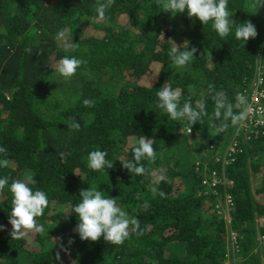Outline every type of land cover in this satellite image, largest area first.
Here are the masks:
<instances>
[{
    "label": "trees",
    "instance_id": "obj_1",
    "mask_svg": "<svg viewBox=\"0 0 264 264\" xmlns=\"http://www.w3.org/2000/svg\"><path fill=\"white\" fill-rule=\"evenodd\" d=\"M99 2L0 0V147L7 149L0 159L9 161L0 167V178L9 177L10 185L32 176L37 184L30 187L49 199L37 218L46 231L36 233L37 248L31 250L23 239L13 240L4 226L9 224L11 193L8 186L0 192V264H224L226 255L241 259L237 264H264V258L252 252L258 240L251 223L253 213L264 217V125L249 126L248 137L242 139L229 121L217 134L211 126L214 102L210 95H201L212 85L233 102L242 93L250 103L257 77L253 69L264 61V7L254 15L250 0H228L232 19L250 21L257 30L243 45L234 31L221 39L211 22L203 25L186 13L173 17L156 0H115L104 19L96 13ZM120 14L135 31L114 25ZM167 26L173 28L167 33L179 34L178 46L188 41L189 50L197 49L182 69L168 57L169 37L158 38ZM83 27L100 30L102 36H81ZM61 29L71 34L74 48L57 45L55 34ZM66 56L85 61L71 80L55 71ZM151 61L160 63L153 86L123 79V71L138 78ZM261 76L264 95V73ZM162 82L182 91L181 103L189 96L194 107L206 101L207 114L192 126L191 134L184 131L187 121L168 119L156 107ZM85 99L94 106L86 107ZM72 120L80 124L79 131L69 130ZM141 135L155 140L157 153L154 163L143 162L150 169L143 176L120 164L133 155L131 147L123 151L126 139ZM195 135L200 142L187 144ZM233 135L234 150H225ZM93 150L106 152L113 168L91 171L87 157ZM155 176L162 178L157 186L163 198L150 191ZM213 178L218 180L214 184ZM87 188L115 198L130 218L139 220L142 234L131 233L119 246L103 237L82 241L74 231L76 215L65 213ZM144 201L150 204L147 211L141 207ZM220 211L229 214L227 221ZM256 230L264 237V223ZM231 238L225 250V239ZM65 253L72 261L55 258Z\"/></svg>",
    "mask_w": 264,
    "mask_h": 264
},
{
    "label": "clouds",
    "instance_id": "obj_2",
    "mask_svg": "<svg viewBox=\"0 0 264 264\" xmlns=\"http://www.w3.org/2000/svg\"><path fill=\"white\" fill-rule=\"evenodd\" d=\"M114 2L115 0L99 2L96 8L98 18H106L105 14ZM156 2L162 11L170 13L173 17L178 13H186L189 18H197L203 25L211 22L213 30L221 39L227 38L229 33L234 31L235 38L242 41L244 45L258 34L254 24L250 21L238 23L232 19L233 14L228 10V0H156ZM248 7L255 15L260 7H264V0H250ZM55 39L62 42L67 48L75 47L71 42V34L65 29L59 30L55 34ZM173 45L168 52V57L175 68L182 69L192 62L197 49L193 47L189 50L188 41L180 46L173 42ZM26 51L31 52V49H26ZM256 53L261 56L259 52ZM83 63L85 61L75 56H66L58 61L55 71L64 80H71ZM158 74L159 72H156L153 79ZM206 94L210 95L214 102L211 126L217 134L223 133L229 127V121L232 127L239 130L252 111V106L242 93H237L233 102L225 92H217L212 85H209L207 93L201 95ZM156 96V107L163 110L168 119L187 121L189 134L192 132V126L202 123L203 117L207 114L205 100L198 101L194 107L192 98L189 96L181 103L182 91L172 88L171 85L161 86ZM94 103L90 99L83 101L86 107H93ZM68 128L72 131H79L80 124L72 120ZM154 142L155 140L142 135L138 139L131 140L132 158L120 160L121 166L131 174L148 175L150 169L146 168L143 162L147 161L149 164L155 162L157 153L153 148ZM6 153L7 149L0 147V154L6 155ZM60 155L63 159L64 154ZM106 156L107 153L100 150L89 152L87 167L93 172L113 168V162L107 160ZM8 165V159H0V167ZM161 179L160 176H155V183L150 185V191L154 197L158 195L163 198L165 196V193L157 186ZM8 181L9 177L7 176L0 178V192H3L8 186L11 193V209L8 218V223L11 225L9 233L11 238L20 240L32 232L44 234L46 230L42 224L37 223V218L42 216L44 210L49 206L47 194L38 188L33 190V187H30V185L37 184L32 176L26 177L25 180L16 179L10 185H8ZM79 197L80 202L73 205L71 211L65 214L74 213L76 215L78 223L74 231L79 234L82 241L95 242L103 237L105 242L119 246L124 244L131 233L142 234L139 220L130 218L128 213L118 205L115 198L105 197L101 191L89 188L81 189ZM226 199L230 200L227 194H225ZM141 207L147 211L150 204L144 201ZM2 228L3 226L0 225V229ZM55 258L59 260V254Z\"/></svg>",
    "mask_w": 264,
    "mask_h": 264
},
{
    "label": "rangeland",
    "instance_id": "obj_3",
    "mask_svg": "<svg viewBox=\"0 0 264 264\" xmlns=\"http://www.w3.org/2000/svg\"><path fill=\"white\" fill-rule=\"evenodd\" d=\"M115 24L114 25H119L121 27H125L131 31H135V29H133L129 24H128V21H127V16H125L124 14H120V15H116V17L114 18V21ZM166 27V26H165ZM168 28L166 30H164L165 32L162 34L159 35V40H164L167 39L166 37H169V40L170 41V46L173 47V42L178 46V41L177 39H179V34L176 32L175 34H171V33H167L168 29H173L171 26H167ZM163 31V30H162ZM138 32V31H137ZM90 33H94L96 35L97 38H99L100 36H102V31L98 30V31H92L90 27H83L82 28V35L81 36H85L87 34H90ZM173 33V31H172ZM57 45L58 46H62L64 48H67L65 47V45L62 43V42H59L57 41ZM72 42V40H71ZM141 47H139L138 49H140ZM69 49V48H67ZM159 67H160V63L159 62H151V65L149 64L148 65V69L142 74L140 75L138 78H135V76L133 75H129L128 72L126 71H123V79H128L130 81L132 80H136V82H138L140 85H143V86H147V87H150V82H151V86H153L157 80V76L153 79V76L156 72L159 71ZM256 73V75H262V73H264V61L262 59V61L260 63L257 64V66L254 67L253 69V74ZM125 75V76H124ZM126 77V78H125ZM119 81L116 83V84H120L121 83V79L118 78ZM169 83V82H168ZM77 85H79L78 83H76ZM165 85L164 82H162L161 86ZM178 87H175L174 89H177ZM179 89V88H178ZM251 95H254V93H252ZM250 103H251V98H250ZM247 127L246 126H240L239 127V130H237V128H235V131L234 133H236L235 136L238 135V133L241 135L242 139H246L248 137V134L247 132L245 131ZM188 128H184V131L185 133L188 134V131H187ZM230 129V128H229ZM234 135L232 137H229L227 140H226V145L224 147L225 150H231L232 147H233V143H237L235 140L236 137ZM195 139L194 141H190L188 142L187 144H190L192 145L193 144H196V143H199L200 142V139L197 135H195ZM135 138H127L126 139V142L125 144L123 145V151L125 152L129 147H130V141L133 140ZM232 140V141H231ZM193 146V145H192ZM224 150V151H225ZM123 151L119 153L120 157H123ZM203 152H201L200 154H202ZM76 173H79L78 171ZM228 180V179H226ZM181 181V179H180ZM182 186V184H181ZM228 202V201H226ZM220 215L223 217V219H225V221L228 220V215L229 214H226L225 212H222L220 211ZM230 218V216H229ZM252 227L254 228V232H255V240H258L257 243L254 245L253 249H252V252H258V256L260 257V260H262L264 258V237H262L261 235L258 234L257 230H256V227H258L259 225H261L262 223H264V217L263 216H258L256 213H253V216H252ZM250 223V224H251ZM226 224V222H225ZM228 224H226L225 226H227ZM7 229H10L11 230V225L10 224H7V225H4ZM228 232V229L226 230ZM35 235L36 233L35 232H32V233H29L26 237L23 238V241H24V245L26 248L28 249H31V250H36L37 248V244L35 243ZM226 240V243H225V250L228 249L229 247V243H233L232 241V238L231 240L228 242L227 239ZM231 248H234L235 246L232 244L230 245ZM59 260H62V261H72V256L70 257L68 253H65V254H61L59 256ZM241 261V259H237V258H229L227 257L226 255V258L224 260V264H237Z\"/></svg>",
    "mask_w": 264,
    "mask_h": 264
},
{
    "label": "built area",
    "instance_id": "obj_4",
    "mask_svg": "<svg viewBox=\"0 0 264 264\" xmlns=\"http://www.w3.org/2000/svg\"><path fill=\"white\" fill-rule=\"evenodd\" d=\"M262 81V76L258 75L255 80L253 81V85H254V95H250L251 98V103H249L252 106V111L249 113L247 122L243 123L242 126H246L247 128H249V126L256 127V126H262L264 125V95L262 93L263 91V82ZM246 128V129H247ZM256 129V128H255ZM234 140V139H233ZM232 141V140H231ZM236 143H233V147L231 150H234V145ZM218 180H216L215 178H213V181L211 182L212 184H214L215 182H217ZM228 201V202H226ZM225 204H229L230 201L229 199H226Z\"/></svg>",
    "mask_w": 264,
    "mask_h": 264
},
{
    "label": "crops",
    "instance_id": "obj_5",
    "mask_svg": "<svg viewBox=\"0 0 264 264\" xmlns=\"http://www.w3.org/2000/svg\"><path fill=\"white\" fill-rule=\"evenodd\" d=\"M151 62H155V61H151ZM151 62L149 63L151 65ZM157 62V61H156ZM175 88V87H174Z\"/></svg>",
    "mask_w": 264,
    "mask_h": 264
}]
</instances>
